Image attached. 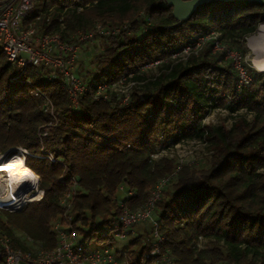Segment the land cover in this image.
Instances as JSON below:
<instances>
[{"label": "trees", "instance_id": "1", "mask_svg": "<svg viewBox=\"0 0 264 264\" xmlns=\"http://www.w3.org/2000/svg\"><path fill=\"white\" fill-rule=\"evenodd\" d=\"M33 3L26 25L67 43L98 24H128V31L117 36L97 38L102 49L79 73L96 85L131 74L133 81L145 83L126 106L118 99L84 96L79 112H71L59 75L49 82L29 67L13 80L19 71L0 47V154L27 150L25 165L38 178L34 189L40 177L45 191L42 200L22 212L0 210V239L7 237L13 249L32 257L53 249L58 242L53 225L62 218L61 202L70 194L80 242L90 249L114 247L120 264H138L153 248L152 225H134L137 231L127 232L120 250L121 241L112 235L121 222L119 202L139 210L168 178L154 213L162 250L147 264H162L164 256L176 264H264V82L255 77L239 92L236 68L224 52L214 51L212 40L198 53L180 55L211 33L222 45L243 52L242 42L262 22L264 5L213 1L179 23L165 0ZM156 61H161L157 67L141 70ZM46 98L53 104L56 126ZM222 108L252 117L237 116L230 128L204 123L210 112ZM192 141L205 142L211 152L201 165H184L176 173L173 158L154 157Z\"/></svg>", "mask_w": 264, "mask_h": 264}, {"label": "built area", "instance_id": "2", "mask_svg": "<svg viewBox=\"0 0 264 264\" xmlns=\"http://www.w3.org/2000/svg\"><path fill=\"white\" fill-rule=\"evenodd\" d=\"M33 9V0H0V47L5 52L8 61L19 71V74L13 80H19L29 67L36 68L38 73L45 75L49 82H53L57 75H59L63 81L62 86L70 99L71 112H79L81 107L80 101L84 96H89L96 101H113L114 99H118L121 100L122 105H128L136 88L145 82L133 81V74H131L129 76L125 75L110 84L102 83L96 85L91 81L82 80L76 74V62L82 45L87 42H95L99 37L117 36L123 31H128L129 25L103 26L98 24L87 33L79 32L75 34L74 39L67 43L57 34L39 33L32 25H26V21L33 13ZM211 40L214 41V51L224 52L226 59L232 61L236 68L238 72L237 89L239 92L250 86L255 77H259L255 73L256 69L249 64L245 51L240 52L222 45L216 33L199 37L193 47L186 48L180 55L188 57L192 53H198ZM178 57L179 54L173 56V58ZM160 63L161 61H156L147 64L141 67V70H151ZM25 82L32 86L30 80H25ZM36 90L42 94L37 88ZM46 99L50 113L55 121L53 126H56L58 120L53 112V104L48 98ZM206 118L204 120L205 124ZM39 137H42L41 133H39ZM13 152H15V155L10 157ZM167 152L168 150H165L164 153L160 151L154 157L168 156L172 158ZM42 153L46 154L47 158L52 162L55 161L54 156L46 153L44 148H42ZM28 155L29 153L25 149H12L5 154H0V163L20 158L25 164ZM184 165L189 164H177L176 173ZM191 165L194 164L192 163ZM6 179L5 174L0 173V210L22 212L27 206L42 200L45 196V191L40 188V177L36 190H26L27 187L23 182L6 185ZM59 180L64 181L62 177ZM168 181V178L160 181L152 193L150 200L139 210L133 211L128 207L127 202H119L122 208L121 222L115 226L112 234L116 239L119 241L125 239L127 232L136 224L149 222L152 225V233L155 240L153 248L141 258L138 264H147L149 259L161 254L164 238L160 233V224L156 220L154 213L161 191ZM73 184L75 188L78 182L73 179ZM22 189L25 190L24 194H22V191H19ZM39 190L41 194L34 198V194ZM131 195L132 193H128L127 197ZM71 197L68 194L62 200V218L53 225L58 238L57 245L53 249L40 251L35 257H32L21 250L13 249L9 244V239L3 237L0 239L2 246V249H0V264H120L114 247L90 249L88 245L80 242L78 234L74 231L72 225L71 210L73 202L70 201ZM102 236H105V234ZM124 255L127 257V254L124 253ZM161 262L162 264H176L175 261L165 256L161 257Z\"/></svg>", "mask_w": 264, "mask_h": 264}, {"label": "rangeland", "instance_id": "3", "mask_svg": "<svg viewBox=\"0 0 264 264\" xmlns=\"http://www.w3.org/2000/svg\"><path fill=\"white\" fill-rule=\"evenodd\" d=\"M257 35H258V31L252 36L256 37ZM249 38L250 36L247 39H245V41L243 42L242 51H245L246 55L248 56L249 64L256 69L255 71L256 75L259 76L262 81H264V73L258 72L257 70H260V68L257 66L259 68L258 69L256 65L254 64V59L256 58V55L254 53L253 48L250 46V40L252 38L248 40ZM101 49H102L101 39H97L95 42H88L81 46L80 51H79V57L76 62V74L82 80H83V77H81L79 73L81 66L83 65L84 62H85V66L89 65L88 63L93 58L95 53H97ZM262 52H264V50ZM261 70H264V69H261ZM240 115H245L248 119H251L252 117L246 112H240L238 114L232 115L225 108H222V110L211 112L206 118V124L216 125V126L223 125V126H226V128H230L233 122L235 121V119L237 118V116H240ZM160 151L161 153L165 152V150H160ZM167 154L172 156L176 164L185 163V164H189L188 166H191L192 163L194 165L203 164L204 161L209 158V156L211 155V152L209 151L208 146H206V144L203 141H192V142L184 143L171 150H168ZM11 156L12 155H10V157ZM37 181H38V178H37ZM37 181L31 186L30 190L37 189V188L34 189V186L37 183ZM131 229H132V234H134L137 231V229L133 227ZM127 239H128V236H126L125 239L121 240L119 244L120 250L123 249V246H124L123 244L126 242ZM40 251H43V250H39L38 252Z\"/></svg>", "mask_w": 264, "mask_h": 264}, {"label": "bare ground", "instance_id": "4", "mask_svg": "<svg viewBox=\"0 0 264 264\" xmlns=\"http://www.w3.org/2000/svg\"><path fill=\"white\" fill-rule=\"evenodd\" d=\"M261 27H264V16L262 20ZM250 46L253 48L256 58L254 59V64L256 67L258 66L260 70L257 71H264V28H261L258 31V35L250 40ZM257 67V68H258ZM258 68V69H259ZM0 173L5 174L7 177L5 184L6 185H13L22 183L26 185V190L30 189L31 186L37 181V176L31 172L23 161L20 158H14L9 162L0 163ZM22 191V194L25 193V190ZM41 191L39 190L37 193L34 194V198L39 196Z\"/></svg>", "mask_w": 264, "mask_h": 264}, {"label": "water", "instance_id": "5", "mask_svg": "<svg viewBox=\"0 0 264 264\" xmlns=\"http://www.w3.org/2000/svg\"><path fill=\"white\" fill-rule=\"evenodd\" d=\"M213 1H221V2H232L237 0H165L167 6L173 8V17L179 23L187 21L193 15V13L201 6L211 3ZM239 1H248V2H256L264 5V0H239ZM263 20V19H262ZM261 25L258 27L259 31ZM255 36H250L248 40Z\"/></svg>", "mask_w": 264, "mask_h": 264}]
</instances>
